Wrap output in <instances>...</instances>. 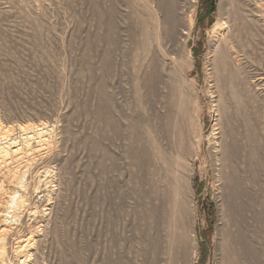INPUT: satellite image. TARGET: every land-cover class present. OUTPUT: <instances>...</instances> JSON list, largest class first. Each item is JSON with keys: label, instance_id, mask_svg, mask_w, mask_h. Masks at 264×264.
Returning <instances> with one entry per match:
<instances>
[{"label": "rangeland", "instance_id": "374dc122", "mask_svg": "<svg viewBox=\"0 0 264 264\" xmlns=\"http://www.w3.org/2000/svg\"><path fill=\"white\" fill-rule=\"evenodd\" d=\"M10 196L0 264H264V0H0Z\"/></svg>", "mask_w": 264, "mask_h": 264}, {"label": "trees", "instance_id": "16d2710c", "mask_svg": "<svg viewBox=\"0 0 264 264\" xmlns=\"http://www.w3.org/2000/svg\"><path fill=\"white\" fill-rule=\"evenodd\" d=\"M202 2L205 6L206 15L209 16L214 10L215 0H202Z\"/></svg>", "mask_w": 264, "mask_h": 264}, {"label": "bare ground", "instance_id": "6f19581e", "mask_svg": "<svg viewBox=\"0 0 264 264\" xmlns=\"http://www.w3.org/2000/svg\"><path fill=\"white\" fill-rule=\"evenodd\" d=\"M181 164V163H180ZM16 187V185L14 184L13 185V188H15ZM10 198V199H9ZM10 200H11V196L10 197H8L7 198V200H6V202H5V205L6 204H8V202H10ZM21 203V202H20ZM48 205V204H47ZM6 209H7V205L6 206H1L0 207V219H1V221L3 220L2 218L4 217V212L6 211ZM34 213V212H33ZM32 213V214H33ZM1 225H3V226H5L3 223H1Z\"/></svg>", "mask_w": 264, "mask_h": 264}]
</instances>
